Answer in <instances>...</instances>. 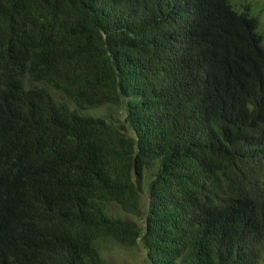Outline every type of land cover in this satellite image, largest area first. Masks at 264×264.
Segmentation results:
<instances>
[{"label":"trees","instance_id":"1","mask_svg":"<svg viewBox=\"0 0 264 264\" xmlns=\"http://www.w3.org/2000/svg\"><path fill=\"white\" fill-rule=\"evenodd\" d=\"M255 4L0 0V264H264Z\"/></svg>","mask_w":264,"mask_h":264},{"label":"rangeland","instance_id":"2","mask_svg":"<svg viewBox=\"0 0 264 264\" xmlns=\"http://www.w3.org/2000/svg\"><path fill=\"white\" fill-rule=\"evenodd\" d=\"M256 1L257 0H251L253 5L256 3ZM258 10H259L258 7L253 8L254 12H257L259 14L264 13V9H262V11H259V12ZM85 113H88L91 116H97V117H103V116H106L107 113L108 114L111 113V115L115 116V118L118 119L120 122H124L125 120L124 113L121 110H118L117 108L113 106H110L109 108H101L99 110H92V111L85 112ZM143 204H144L143 210H145L148 204V193L146 192L144 194ZM105 213L107 216L111 215L116 218H121V219L127 218V219L138 221L137 219L132 218L131 216H126L114 205H107V209ZM102 257L105 260H107L109 264H149L148 259H147V252L140 246L134 249H124V248L111 245V248L109 251L102 252Z\"/></svg>","mask_w":264,"mask_h":264}]
</instances>
